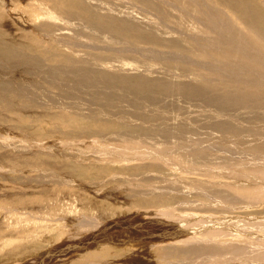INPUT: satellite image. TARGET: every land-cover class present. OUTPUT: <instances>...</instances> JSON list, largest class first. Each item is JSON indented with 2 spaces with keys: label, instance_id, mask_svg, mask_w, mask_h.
Wrapping results in <instances>:
<instances>
[{
  "label": "rangeland",
  "instance_id": "1",
  "mask_svg": "<svg viewBox=\"0 0 264 264\" xmlns=\"http://www.w3.org/2000/svg\"><path fill=\"white\" fill-rule=\"evenodd\" d=\"M110 1H115L121 6H126L125 8H128V10H131L137 15L145 14L150 16L149 12L143 10V4L140 5L141 3L138 0H124V2L123 0ZM42 5L43 4L40 2V0H23V2L20 0H0V41L3 42L0 44V49L4 50L5 45H10L11 48V45L15 47V45L18 43L26 44L27 46H25L27 48L24 47L23 50L25 49L28 52H23V54L27 55L31 60H33V62L30 63L31 67L26 66V69L24 66L26 60H17V58L7 54L3 56V59L7 60L8 62H4L0 57V63L2 61L0 64V76L4 82V85L0 86V255H2L0 256V264H32V262L33 264H165L166 261L164 262L158 259L156 254L157 247L154 245L158 246V248L168 247L167 249H172V246H174L173 244H175L176 240H178L177 237L180 238L181 235L182 239V235L187 236L190 234L186 229L187 227H191L190 230L192 231L191 234H193V236H201L203 232H206L207 228L202 230L195 226V222H197L199 219H209L210 217H213L212 215H214V217H221V221L226 222L227 219L225 217H228L229 215L232 217V219L240 218V220H243L244 218H249V215L251 216L253 213V215H258L261 217L259 221L264 223V206L259 209V212L256 210L253 212L254 209L250 208L248 211H246L247 213L241 211L238 213L237 209L242 207H234L226 210L225 207H228L227 203L224 204L225 201L222 203L220 197L212 195L211 191L206 188V186L214 183L211 180L207 181V178L209 177L212 180H218L220 174L218 171H210L209 169L205 170L198 168L196 166L197 164L199 166L202 164L205 165L203 162L205 158L194 159L192 154L195 153L198 148L205 146V144H210L207 145L209 150L213 145H216L215 149L211 151L214 152L213 156H220L223 155V153H219L221 148H224L225 154H227L226 149L231 145H235L233 144L235 142L229 141L227 136H221L220 133L215 135V133H213V131H216L215 129L203 126L204 123L210 124L209 122H214L215 120L213 121V116L208 117L207 115V117L203 119L204 121H200V119H197V121L196 119L193 120L194 118H192V114H189L190 117L186 118L190 119L191 121L189 120L186 122V125H190L191 129L193 130L194 133L189 132L191 135L186 133L182 137L169 136L170 138H168L162 135L149 134L148 136H145L146 142L143 143H140V135L132 134L129 136L126 129L119 127L118 125L109 127V132L113 133L111 135L114 136L111 138L110 134L108 136H106V134L97 135L100 133V130L94 133V129L90 128V126L87 127L85 124L87 121L76 119L73 117V115L71 116V118H73L69 119V122L64 118L53 119L45 117L44 114L56 113L60 110L59 108H61L50 104L56 101L54 99H58V96H60L59 92L61 90L59 91L53 87L49 82V79L51 78L61 82L62 75L57 70L61 71V68L64 66L55 65L64 64L63 61L55 59L53 56L56 57V52H62L64 50H56L55 45L51 44V42L53 43V40L51 39V41L50 37H48L49 35H47V33L49 34V30L51 28L49 23L47 25L45 24L48 20L45 19L44 21L43 18L41 19V14H38V16H35V13L31 14V11L39 12V10L42 8ZM45 7L48 8L47 5H45ZM109 9L110 8L106 10ZM75 25L77 26L75 27L76 31L78 29V31L81 32L80 38L75 39L78 41L81 40L80 42L85 44V46H76L81 52L83 51V53H86L89 51H94V45H89V43H98L97 45L99 47H105L108 43L106 42L108 39L106 36H104L105 34L97 30L95 31L94 28L87 27L84 22L76 21ZM106 35L108 34L106 33ZM96 37H100L101 39H95ZM47 41L50 42L46 43ZM43 49L45 51H49L50 53H45ZM160 69L166 71L168 68L160 65ZM117 70L122 73L119 68H117ZM171 70L173 71L172 68ZM53 71H57L60 74H52ZM34 73L36 77L33 76ZM31 74L34 78H31ZM56 77L61 78L57 79ZM70 77H72L73 80L71 79L72 81L66 82L68 87H70L72 84L77 85V83L84 76L83 74L71 73ZM121 78L122 76L119 79ZM30 79L33 80L29 81ZM35 79H37L38 83L35 82ZM43 82H47L49 85H45ZM38 85L41 89L38 87ZM21 86H28V90L29 92L33 93L35 100L28 96L30 94H24L21 92L19 90L22 88ZM54 88L56 89L55 91ZM122 88V83L117 84V82L112 81L110 84L103 87L105 93L110 96L108 100L95 101L96 99L89 98L87 99V103L105 111L107 116L102 119L106 120H109L108 118L118 119L128 115H131L132 118L134 114H139L141 112L150 114L152 112V110L148 107V97L132 96ZM70 94L71 93H69V98H73V95ZM79 94L80 92H77L74 95L78 96ZM46 95H48V97H46ZM50 96L54 99L50 100ZM198 100H200L199 96L195 97L194 99L183 98L182 102L189 104V102L194 101L195 104H193L192 107L201 108L200 110H203L208 114L217 112V105L212 103L204 105L202 102H197ZM154 107L159 111H156V109L154 110L155 112L153 111V113H155L158 117L154 121H151L153 123L150 121L145 123L143 128H145L146 132H149L150 129H152L151 126L153 124H167L170 126V124L172 125L173 121H178V123H180L178 126H180L184 122L183 119L185 115L181 114V112L173 111V114H169V116H167L165 115L166 111L164 112V107ZM61 109L66 111L65 108ZM200 110L196 109V112ZM239 110L240 108L238 111ZM245 110L249 109L245 108ZM84 111L86 112V108ZM135 121H139V119H131V126L133 125L136 127L138 125ZM196 123L198 127L201 125V128L199 127L200 129L197 127V125L195 128ZM71 126L75 128H72ZM172 126H174V124ZM201 131L203 136L200 133L197 134ZM153 139L156 142L153 141ZM210 141H213L215 144L210 143ZM137 144L140 145L138 146ZM35 147H37V149ZM152 148L155 149L153 150ZM43 149H45V151ZM156 150H158L157 153H161L159 156H162L163 158L161 160H165V162L154 161L156 158L155 155H158L154 152ZM139 151H141L142 154ZM113 152H120L122 154L118 155V157L114 156ZM232 153L236 155V159H234L232 155L221 157L220 164H222L224 160L227 163L220 166L227 171L234 170L235 168L237 171H240L242 169L241 166L236 167V164L230 163L231 161H234L235 163L238 161L237 158L239 157V153ZM43 159L45 160L43 161ZM137 159L138 161H135ZM183 160H185V162ZM208 164L212 165L210 163ZM169 166L170 170L168 169ZM214 166L215 165H212L210 167ZM163 167H165L164 169L166 170H164ZM121 168L125 169L120 171L122 170ZM261 169L260 170L264 175V168ZM175 170H177L178 173ZM225 170H222L221 177H229L234 179L235 176L227 173V171L224 172ZM251 172L254 171L251 170ZM153 174L155 175L153 176ZM39 175H41L42 178ZM128 175L133 177H129ZM211 175L218 177L212 178ZM34 177L36 178L34 179ZM155 177H157L158 181ZM151 178H155V180H152ZM159 180H162L161 183ZM249 180L252 181L254 179H244L246 182H249ZM176 181H178L177 184ZM161 184H163V186ZM169 188H171V190ZM147 191L151 194H145ZM193 191H196L197 193L202 192L203 195H211V197H200L199 193L195 194L196 192L194 193ZM162 193H164L165 196L168 194L169 197H165ZM143 194L144 196L146 195V198L143 196ZM49 199L52 200L50 201ZM153 199L157 201L162 200L165 203L149 206L151 204L150 201ZM206 199H208V202L205 201ZM2 202H5L6 206H3ZM178 202L179 207H176L175 205H177ZM89 203L94 205L91 206ZM170 203L173 206L170 205ZM87 204H89V206ZM213 204L215 207H218V213L216 214H213L214 211L209 209L211 206H214ZM124 205L127 206L125 207ZM157 206H159L161 210ZM44 209L49 214L44 211L42 212ZM82 209L83 211L84 209L86 211L83 212ZM88 209H90L89 212ZM190 209L194 210L191 211ZM107 210L109 211L107 212ZM152 210L156 211V213H152ZM85 212L89 218L85 217ZM115 212H118V215L115 214ZM219 212L224 216H221ZM162 213L164 215H161ZM166 222L167 224H165ZM88 223L90 225H88ZM179 223H181V225ZM108 224L112 226L110 227ZM104 226L107 227L105 228ZM263 227L261 226V228L256 232L257 234L255 233L256 237H264ZM209 228L211 229L212 227ZM152 230H154V232ZM227 232L229 233L225 235L227 239L222 237L224 242L230 243L232 241L231 243H236L238 238L243 237V235L234 228H227ZM171 233L173 234L169 236ZM250 236L252 237V235ZM250 236L247 235V238H251ZM43 237H45V239ZM33 240L35 242H33ZM86 240L88 242H86ZM63 241H67V244ZM72 243H75L76 245L78 244L79 246L73 245ZM79 243H82V245ZM170 244L171 246H169ZM58 245L65 246L59 247L57 250L56 248H58ZM12 247L13 249H16L13 250ZM22 248L24 250H28L23 251ZM32 250L34 252H32ZM55 250L57 253L54 252ZM44 254H46V256H44ZM49 255L52 257L50 258ZM243 256L251 257L250 255ZM188 259L190 258L184 260ZM34 260H36L35 262H38L35 263ZM204 262L205 261H200L198 264H202ZM183 264L189 263L184 262ZM190 264H195V261L194 263L192 261ZM204 264H206V262ZM226 264L236 263L232 262Z\"/></svg>",
  "mask_w": 264,
  "mask_h": 264
},
{
  "label": "bare ground",
  "instance_id": "2",
  "mask_svg": "<svg viewBox=\"0 0 264 264\" xmlns=\"http://www.w3.org/2000/svg\"><path fill=\"white\" fill-rule=\"evenodd\" d=\"M20 1L23 2V0H20ZM138 1L141 3L140 5L143 4L142 6L143 10L149 12L150 16L145 15V14L137 15L131 10H128V8H125L126 6H121L119 3L115 1L113 2L110 0H40V2L43 5H42V8L39 10V12L31 11V14L35 13V16H38V14H41L42 15L41 19L43 18L44 21L45 19L48 20L47 23L45 24L47 25L49 23L50 28L51 29L53 28L52 30L51 29L49 30V34L47 33V35H49L48 37H50V40L51 39L53 40V43L51 42V44L55 45L56 50L62 49L65 51V52L64 51L56 52V57L53 56V58L63 61V64H64V65H55V66H64L61 68V71L55 69L59 71L62 75L61 82H59L58 80H53L50 77H49L50 78L49 82L52 84L53 87H55L59 91L61 90L59 92L60 96H58V99H54L50 96V100L54 99L57 101V102L56 101L52 102L50 104L58 108L59 107L65 108L66 111L59 108L60 110L57 111L56 113H48V114H44V116L47 118H53V119L64 118V119H67L68 122H69V119H72L73 117L76 119H82V120L87 121V123H85L87 127L90 126V128L94 129L93 130L94 133L100 130V133L97 135L106 134V136H108L110 134L111 138H113L114 136L111 135L113 133L109 132L108 130L109 127H112L113 125H118L119 127L125 128L129 136H131L132 134L140 135L139 136V139L141 141L140 143L146 142L145 136H148L149 134L162 135L164 137L170 138L169 136L182 137L186 133L193 132L190 125H186L187 124L186 122L190 120L188 119L190 117L189 114H192V118H194L193 120L200 119V121L206 118L207 115L208 117L213 116V121L214 120L215 121L214 122L207 121L210 124L204 123L203 126L215 129L216 131H213L215 135L217 133H220L221 136H225V137L227 136L229 141L235 142L233 143L235 145L233 146L231 145L229 148L226 149L227 154H225V149L221 148V150H219V153H223V155H220V156L219 155L213 156L214 152H211L212 150L215 149L216 145H213L212 148L210 147L211 148L210 150L208 149V146H207L210 144H205V143H204L205 146L198 148V150L194 148L196 150L195 153L193 154L191 153L194 159L205 158V160L203 161L205 165L202 164L201 166H199L197 164L196 166L198 168H202L205 170L209 169L210 171H218L220 174V177L218 178V180H212L208 177L207 181L211 180L214 183H211L209 186H206V185L205 186L208 190L211 191L212 195L220 197L222 203L223 201H225L224 204L227 203L228 207H225L226 210H229L230 208H234V207H242V208L237 209L238 211L237 210L235 211H237L238 213L239 211L247 213L246 211L252 208L254 209L253 212H255V210L259 212V209H261L264 206V175H263V172H261L262 170L261 168H264V0H138ZM45 5H47L48 8H46ZM110 6H113V7H110ZM108 8L110 9L106 10ZM76 21L84 22L87 27L94 28L95 31L97 30L105 34L104 36H106L108 39L106 41L108 42L106 46L99 47L97 45L98 43L94 44V42L91 41L92 43H89V45L90 44L94 45L93 46L94 48L92 47L94 51H89L86 48L89 52L83 53V51L81 52L80 50H78L76 46H85V44L80 42L81 41L80 39H79L80 41L75 39V38H80V35H81V32H79L78 29L77 31L75 29V27H77L75 25ZM106 33L108 35H106ZM95 39H101V38L96 37ZM48 42L50 41H47L46 43ZM1 43L3 42L0 41V44ZM25 45L26 44L18 43L15 45V47L11 45V48H10V45L8 46L5 45L4 50L0 49V57L2 58L4 62L5 61L8 62L7 60L3 59V56L10 54L13 57L17 58V60H26L24 63V66L31 67L30 63H32L33 60H31L27 55L23 54V52H28L25 49H24L25 51L23 50V48L27 46ZM47 52L49 51H45V53ZM160 65H163L164 67L168 69L166 71L163 69L161 70ZM117 68H119V70H121L122 73L118 71ZM171 68L173 69V71L171 70ZM57 71H53L52 74H60ZM42 73H39V74H42ZM71 73L83 74L84 77L77 83V85L70 84L71 86L68 87L66 82L73 80L72 77H70ZM33 76H35V73ZM33 76L31 74V78H34ZM121 76L122 78L119 79ZM58 78H61V77H58ZM22 79H25V78H22ZM32 80L30 79L29 81H32ZM35 80H36L35 82H37V79ZM112 81L117 82V84L122 83L123 84L122 89L128 92L132 96L148 97V107L152 110V112L150 114H146L143 112L139 114H134L132 118H131V115H128V116H124L118 119H111V118H108L109 120L102 119L107 116L105 114V111L100 110V108L87 103V99L93 98V99H96L95 101L108 100L110 96H108L105 93L103 87L105 85L110 84ZM44 84L46 85L47 82ZM2 85H4V82H3L2 77L0 76V86ZM28 86L26 87L21 86L22 88H20L19 90L23 92L24 94H30L28 96L31 99H34L35 96H33L32 92H29ZM55 88H54V91L56 90ZM77 92H80V94L78 96H75L74 94H76ZM69 93L73 95V98H69ZM197 96H199V99H200L197 102H202L204 105H207L210 103L217 105L218 107L217 112L208 114L204 112L203 110H200L201 108L192 107V105L195 104L194 101L189 102V104L182 102L183 98L194 99ZM46 97H48V95H46ZM154 106L164 107L165 108L164 112L166 111L165 115L167 116H169V114L170 115L173 114V111L181 112V114L185 115L183 119L184 122L182 121L183 123L180 126H178V124H180L178 123V121L172 122V125L174 124V126H172L171 124L170 126L167 124H153L151 126L152 129H150V131L147 130L149 132H146L145 128H143L145 123H147L148 121L150 122L154 121L158 117L155 113H153V111L156 109ZM85 108H86V112L84 111ZM239 108L240 110L238 111ZM245 108H248L249 110H245ZM196 109H199L200 111L196 112ZM156 111L158 110L156 109ZM72 115L73 117L71 118ZM136 118L139 119V121H135L136 124L138 125L136 127L132 125L133 126L132 127L131 119H136ZM196 125L197 123L195 124V128H196ZM71 127L75 128L73 126ZM199 127L201 128V125ZM199 133L202 135V131L198 132L197 134ZM189 135H191V133H189ZM153 141L155 140L153 139ZM213 141H210V143L215 144L213 143ZM137 145H134V146H137ZM35 148L37 149V147ZM47 149H48V145H47ZM152 149L154 150L155 148H152ZM43 150L45 151V149ZM139 152L141 153V151ZM154 152L157 153L158 150ZM232 152L236 154L239 153L238 154L239 157L237 158L238 161H236V163L234 161H231L230 163L236 164V167L241 166L242 169L240 171H237L236 168L234 170L227 171L220 166L222 164L227 163L224 160L223 163L220 164L221 157H227L229 155H232L233 158L236 159V155H234ZM113 154L114 156H118L122 153L113 152ZM157 154L158 155H155L156 158L154 159V161L165 162V160H161L163 157L159 156L161 153L159 152ZM138 159L135 161H138ZM37 160H40V159H37ZM44 160L45 159H43V161ZM183 161L185 162V160ZM208 163L215 165V166L210 167L212 165H209ZM164 168L165 167H163V169ZM123 169L120 171H123ZM168 169L170 170V166ZM222 170H225L224 172L227 171V173L234 175L235 176L234 179L229 178V177H221ZM251 170H253L254 172H251ZM175 171L178 173L177 170ZM154 175L155 174H153V176ZM128 176L133 177L130 175ZM211 177L216 178L218 176L211 175ZM35 178L36 177H34V179ZM46 178H47V175H46ZM155 178L157 180V177ZM155 178L153 179L155 180ZM245 178L254 179V180L252 181L249 180V182H246L244 181ZM142 179H145V178H142ZM161 181L159 180L160 183ZM177 182L178 181H176V184ZM161 185L163 186V184ZM169 189L171 190V188ZM198 193L200 197H204V198L211 197V195H208V196L203 195L202 192H198ZM198 193L196 192L195 194H198ZM145 194H151V193H148L147 191V193ZM162 194L164 195V193ZM167 196L169 197L168 194ZM144 197L146 198V195ZM207 200L208 199H206L205 201ZM150 202L151 204L149 206H154L157 204L165 203L162 200L157 201L155 199L151 200ZM5 204H6L5 202H2L3 206H6ZM89 204L87 205L89 206ZM170 205L172 204L170 203ZM178 205H179V202L175 206L177 207ZM157 207L159 208V206ZM217 208L218 207L217 206L215 207L214 205V206H211L209 209L211 211H214L213 214H216L218 213ZM89 210L90 209H88V212ZM190 210L192 211L194 209H190ZM43 211L47 212L45 211V209L42 210V212ZM84 211L86 210L84 209ZM108 211L109 210H107V212ZM162 211H165V210H162ZM152 213H156V211L152 210ZM47 214L49 213L47 212ZM115 214L118 215V212H115ZM161 215H164V214L162 213ZM252 215L253 213L251 214V216L249 215V218H244L243 220H240V218L232 219V217L229 215L228 217H225L227 219L226 222L221 221V217H219L218 215H217L218 217H214V215H212L214 218L210 217L209 219H206V218L199 219L197 222H195L196 223L195 226H197L198 228L202 230L207 228L206 232H203L201 236H198V235L193 236V234H191L192 231L190 230L191 227H187L186 229L190 234H188L187 236L182 235V239H181V235H180V238L177 237L178 240H176V243L173 244L174 246H172V249H167L168 247L158 248V246L154 245L155 247H157L156 249L157 257L161 261H164V262L166 261L165 264H183L184 262H188L190 264L192 263V261L193 263L195 261V264H198V262L200 261H205L206 264H226V263H232V262L236 264H264V237L255 236L257 234L256 232L261 228V226L262 227L264 226V223L259 221L261 217H259L258 215H253V216ZM221 216H224V215L221 214ZM85 217H87V213ZM123 219H124V215H123ZM165 224H167V222ZM179 224L181 225V223ZM88 225L90 224L88 223ZM109 226L111 227L112 225H109ZM209 227H212V228L210 229ZM227 228L229 229L234 228L235 230H238L243 235V237L241 235L242 238H238L236 243H231L232 239L230 240L231 241L230 243L224 242V240H222V237H225L226 234L231 233L229 231H228L229 233L227 232ZM263 230H264V227H263ZM152 231L154 232V230ZM172 234L173 233H171L169 236H171ZM247 235L249 236L252 235V237L250 236L251 238H247ZM43 238L45 239V237ZM33 242L35 241L33 240ZM86 242L88 241L86 240ZM65 243L67 244V241ZM72 244L76 245L75 243H72ZM79 244L82 245V243H79ZM63 246L58 245V248L56 249L58 250L59 247H63ZM76 246H79V245L77 244ZM169 246H171V244ZM26 250L28 249H25V250L23 249V251H26ZM32 252L34 251L32 250ZM54 252H56V250ZM243 255H250L251 257H246ZM44 256H46V254H44ZM49 257L51 258L52 256L49 255ZM187 258H190V259L184 260ZM174 259H177V260H174ZM35 261L36 260H34V262Z\"/></svg>",
  "mask_w": 264,
  "mask_h": 264
}]
</instances>
